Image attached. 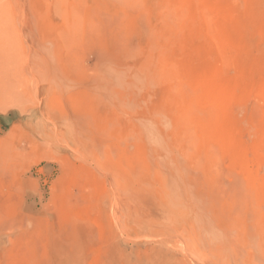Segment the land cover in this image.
Masks as SVG:
<instances>
[{"label":"rangeland","instance_id":"rangeland-1","mask_svg":"<svg viewBox=\"0 0 264 264\" xmlns=\"http://www.w3.org/2000/svg\"><path fill=\"white\" fill-rule=\"evenodd\" d=\"M0 264H264V0H0Z\"/></svg>","mask_w":264,"mask_h":264},{"label":"bare ground","instance_id":"bare-ground-1","mask_svg":"<svg viewBox=\"0 0 264 264\" xmlns=\"http://www.w3.org/2000/svg\"><path fill=\"white\" fill-rule=\"evenodd\" d=\"M217 101V100H216ZM217 103V102H216ZM219 104V103H218ZM198 105H200V103L198 104ZM217 105V104H216ZM201 106V105H200ZM219 106H220V104H219ZM215 108H216V106H215ZM206 109V108H205Z\"/></svg>","mask_w":264,"mask_h":264}]
</instances>
